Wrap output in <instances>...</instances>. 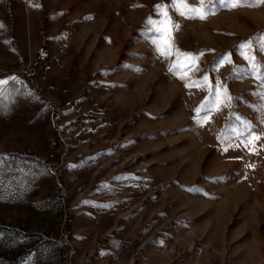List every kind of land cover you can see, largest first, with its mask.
Segmentation results:
<instances>
[{
	"label": "rangeland",
	"instance_id": "rangeland-1",
	"mask_svg": "<svg viewBox=\"0 0 264 264\" xmlns=\"http://www.w3.org/2000/svg\"><path fill=\"white\" fill-rule=\"evenodd\" d=\"M187 4L0 0V264H264V2Z\"/></svg>",
	"mask_w": 264,
	"mask_h": 264
},
{
	"label": "snow or ice",
	"instance_id": "snow-or-ice-1",
	"mask_svg": "<svg viewBox=\"0 0 264 264\" xmlns=\"http://www.w3.org/2000/svg\"><path fill=\"white\" fill-rule=\"evenodd\" d=\"M261 2H264V0H261ZM200 3L203 4L204 0H200ZM173 8H175L177 11L180 12L181 15H186L188 12H196L199 14L200 18H205L204 12L202 9H196V8H191L189 7V5L187 4V0H172V5ZM234 7L237 6L236 4L233 5ZM158 9L161 10L162 14L164 16L167 17V5H157L156 6ZM0 27H2V25H0ZM173 28H178V25H172ZM165 33L167 34L170 29H168L167 27L164 29ZM162 54H168L171 55L172 54V46H171V40L169 37V41H168V46L166 49L162 48L161 49ZM176 55L178 56H182L183 59L185 61H192L194 62V57L191 56V54H187V53H180L178 50H176ZM175 66V65H174ZM180 66H185L183 64H181ZM207 78H205V82H206ZM2 83H7V81H0V84ZM186 86H199L198 84H196L195 82H193L192 85H186Z\"/></svg>",
	"mask_w": 264,
	"mask_h": 264
}]
</instances>
